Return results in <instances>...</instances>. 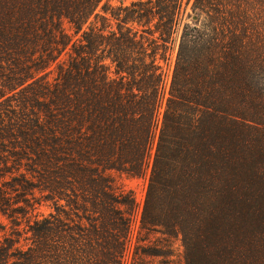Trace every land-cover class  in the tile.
<instances>
[{"label":"trees","instance_id":"obj_1","mask_svg":"<svg viewBox=\"0 0 264 264\" xmlns=\"http://www.w3.org/2000/svg\"><path fill=\"white\" fill-rule=\"evenodd\" d=\"M146 173L186 264H264V0H0V264H123Z\"/></svg>","mask_w":264,"mask_h":264},{"label":"rangeland","instance_id":"obj_2","mask_svg":"<svg viewBox=\"0 0 264 264\" xmlns=\"http://www.w3.org/2000/svg\"><path fill=\"white\" fill-rule=\"evenodd\" d=\"M130 1L131 0H110V3L118 5L120 2L128 4ZM189 11L190 7L188 6L186 13ZM186 13L184 14V19H186ZM64 25L68 32L72 33V30L69 29V25L67 23ZM173 56L174 53L172 59ZM172 67V62L169 66L164 65V71L166 73L165 95H167ZM147 178V173L139 178H117L118 183L122 184L125 190H130L133 193L137 204V211L133 217L131 239L123 264H186L185 249L181 240V235H168L159 230L140 228L139 224L146 194ZM42 210L44 212L47 211L45 207H43ZM1 221H3L2 218H0V222Z\"/></svg>","mask_w":264,"mask_h":264},{"label":"water","instance_id":"obj_3","mask_svg":"<svg viewBox=\"0 0 264 264\" xmlns=\"http://www.w3.org/2000/svg\"><path fill=\"white\" fill-rule=\"evenodd\" d=\"M192 19H193V20H195V19H196V16H195V15H194V16H192Z\"/></svg>","mask_w":264,"mask_h":264}]
</instances>
